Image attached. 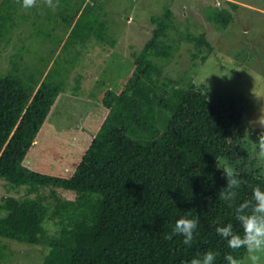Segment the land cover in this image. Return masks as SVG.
<instances>
[{
  "label": "trees",
  "instance_id": "16d2710c",
  "mask_svg": "<svg viewBox=\"0 0 264 264\" xmlns=\"http://www.w3.org/2000/svg\"><path fill=\"white\" fill-rule=\"evenodd\" d=\"M20 4L23 0L1 2L0 41L12 32ZM231 5L237 10L238 4ZM81 10L68 21L74 26L65 45L81 44L94 28L100 40L106 34L107 22L95 10ZM206 14L223 27L234 20L227 9L209 8ZM151 21L153 35L135 57L123 88L101 95L107 114L70 174L24 164L61 94L52 68L38 81L18 70V52L12 58L15 67L0 75V178L29 187L30 193L45 187L76 193L74 200L56 196L54 205L40 195L8 196L0 204V237L48 248L41 264H183L208 249L218 253L215 264H226L225 251L246 254L244 248L229 249L214 230L218 222L237 224L233 209L219 196L226 178L218 166L238 134L242 111L233 107L230 114L194 83L181 87L160 81L157 59L169 62L181 39L170 36L176 30L171 8ZM185 40L214 50L203 33L186 34ZM231 169L241 179L237 202L249 199L255 184L264 187V172ZM182 215L199 219L187 245L172 231ZM1 252L0 261L6 255Z\"/></svg>",
  "mask_w": 264,
  "mask_h": 264
},
{
  "label": "rangeland",
  "instance_id": "374dc122",
  "mask_svg": "<svg viewBox=\"0 0 264 264\" xmlns=\"http://www.w3.org/2000/svg\"><path fill=\"white\" fill-rule=\"evenodd\" d=\"M231 3L238 4L237 10ZM168 7L176 27L170 36L181 40L169 62L157 59L162 67L160 81L172 80L181 87L194 83L196 88L203 87L213 102L226 106L230 114L233 107L242 111L238 134L219 165L263 173L254 159L252 142L264 131V0H35L29 7L18 5L15 26L7 39L0 41V75L15 67L12 58L19 52L21 73L43 81L52 68L53 81L61 88L43 133L24 162L26 166L55 175L73 171L107 114L101 95L123 88L135 57L153 35L151 18L164 15ZM86 8L107 22L106 34L100 40L94 28L81 44L65 45L74 26L68 21L77 19L79 11ZM209 8L227 9L233 12L234 20L227 27L212 23L207 19ZM189 33L205 34L214 50L198 49L185 40ZM39 195L49 205L55 204L56 196L76 198L74 191L53 187L30 193L29 187H15L0 178V204L8 196L24 199ZM50 228L53 232L54 226L50 224ZM1 249L6 255L0 264H41L48 252L44 246L0 237V256Z\"/></svg>",
  "mask_w": 264,
  "mask_h": 264
},
{
  "label": "clouds",
  "instance_id": "9594fccd",
  "mask_svg": "<svg viewBox=\"0 0 264 264\" xmlns=\"http://www.w3.org/2000/svg\"><path fill=\"white\" fill-rule=\"evenodd\" d=\"M34 0H23V5L29 7ZM255 151L254 159L264 172V131L252 142ZM223 170L226 183L220 188L219 196L233 209V215L237 224L231 220L215 224V232L227 244L229 249L244 248L247 252L246 260L237 257L231 251L223 253L226 264H264V187L255 184L252 187L251 197L237 202L236 189L241 184V179L227 165L218 166ZM199 219L190 215L179 216L172 231L182 237L184 244H191ZM239 229V230H238ZM218 253L214 250H204L183 264H215Z\"/></svg>",
  "mask_w": 264,
  "mask_h": 264
},
{
  "label": "crops",
  "instance_id": "0c3cea01",
  "mask_svg": "<svg viewBox=\"0 0 264 264\" xmlns=\"http://www.w3.org/2000/svg\"><path fill=\"white\" fill-rule=\"evenodd\" d=\"M75 2L77 3V2H79V0H75Z\"/></svg>",
  "mask_w": 264,
  "mask_h": 264
}]
</instances>
